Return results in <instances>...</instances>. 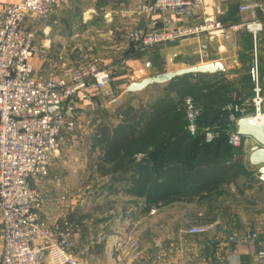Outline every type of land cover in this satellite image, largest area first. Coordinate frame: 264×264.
I'll list each match as a JSON object with an SVG mask.
<instances>
[{"label":"built area","instance_id":"1","mask_svg":"<svg viewBox=\"0 0 264 264\" xmlns=\"http://www.w3.org/2000/svg\"><path fill=\"white\" fill-rule=\"evenodd\" d=\"M77 0H23L7 5L0 16V224L3 227V264H81L83 251H76L73 229L65 223L60 229L42 219L46 199L38 182L50 172L52 152L58 141L67 134L78 143L77 123L69 116L76 109L75 99L86 100L89 89L109 94L113 83L111 69L88 61L68 71L67 77L43 76L35 71L33 60L43 51L38 46V33L29 27V18L41 21L58 10L68 8ZM140 11L151 17L152 31L136 28L126 36L137 39L144 48L172 39L200 35L209 39H231L245 29L254 39L262 30V23L253 14L252 19L224 25L208 16L205 22L178 30L156 29V17L171 14L184 18L199 13L206 16L204 0H152L139 4ZM244 5L242 10H250ZM261 88H254L250 104L253 119L264 121V98ZM51 107H58L50 111ZM226 109L231 125L218 130L204 129V140L213 142L226 134L229 143L242 148L243 157L252 174L264 181V163L252 165L251 152L262 145L251 136L237 132V120L246 116L245 109L231 103ZM236 112H239L238 116ZM198 110L187 98V129L197 132ZM139 158L142 155H138ZM152 209L150 212H153ZM199 226L190 227L189 234L204 232ZM241 240L254 249L255 264H264V238L258 230L249 228ZM204 264H228L218 252Z\"/></svg>","mask_w":264,"mask_h":264},{"label":"rangeland","instance_id":"2","mask_svg":"<svg viewBox=\"0 0 264 264\" xmlns=\"http://www.w3.org/2000/svg\"><path fill=\"white\" fill-rule=\"evenodd\" d=\"M98 1L83 5L78 0L64 12L67 16L96 20V23L88 25L89 31L83 35L84 38L81 41L77 39L75 49L79 53L90 51L89 46L85 48L90 39L103 41L100 39H106V35L116 31L127 35L136 29L131 26L137 17L135 11L139 15L143 14L139 5L134 9L127 5L106 4V0ZM80 4L89 8H84L82 12ZM105 21L108 23L105 24ZM84 26L85 23L81 28L84 29ZM76 56L80 62L74 68L87 60L83 54ZM97 93L100 92H94ZM147 96V93H142L131 102L137 105L142 98L146 103ZM113 97L116 99V96ZM82 132H79L76 144L70 141L68 135H65L63 145L58 141L52 152L50 172L38 182L45 199L58 197L64 201L58 204L59 209L68 211V207L72 206V211L78 213L75 216L77 220H71L74 225L79 224V227L73 225V239L75 250L83 251L81 264H164L165 261H172L173 264H204L221 252L223 243L226 246L230 244L231 237L241 238L245 228L252 227L264 234V181L253 176V180L249 181L252 188L244 192V197L224 196L216 203L202 207L176 203L146 214L142 210L141 199H130L124 194V179L102 178L93 172L90 157L86 153V134ZM51 178L55 179V183L49 182ZM244 181L240 179V183ZM194 226L206 230L189 234L188 229Z\"/></svg>","mask_w":264,"mask_h":264},{"label":"trees","instance_id":"3","mask_svg":"<svg viewBox=\"0 0 264 264\" xmlns=\"http://www.w3.org/2000/svg\"><path fill=\"white\" fill-rule=\"evenodd\" d=\"M114 34L127 38L121 31ZM243 34L244 46H253L252 34ZM219 74L191 73L156 84L159 92L151 101L144 103L141 98L137 105L124 102L107 119L96 122L86 137L93 172L102 178L124 179V192L141 199L146 214L175 203L200 206L215 203L222 196L244 197L252 188L249 181L253 174L242 148L232 146L225 133L206 142L204 129L224 130L231 125L228 117L234 110L225 108L229 103L244 108L245 114L253 112L248 104L253 96L247 86L233 87ZM187 98L198 110L194 135L187 129ZM241 178L244 183H240ZM70 218L64 217L60 228L65 223L74 225Z\"/></svg>","mask_w":264,"mask_h":264},{"label":"crops","instance_id":"4","mask_svg":"<svg viewBox=\"0 0 264 264\" xmlns=\"http://www.w3.org/2000/svg\"><path fill=\"white\" fill-rule=\"evenodd\" d=\"M21 1L23 0H0V16L7 5ZM79 1L83 5H88L90 1L96 2V0ZM148 1L152 0H110L105 3L119 4L121 7L127 5L130 8L136 9L139 4ZM83 5L80 6L83 8L82 12L84 8H89V6ZM244 5H250L253 8L242 10L241 7ZM204 7L206 9L205 17L199 13L184 18H177L171 14L159 15L156 17L155 27L158 30H178L203 24L207 16L212 20H219L224 25L236 24L251 20L253 14H255L257 19L262 23V30L256 39L253 38V46L249 48L244 46L245 35L243 33H251L243 29L237 31L228 40L219 38L209 39L206 34H200L157 43L146 48L137 39H124L114 33L111 34L112 30L110 29L111 35H106V39H100L103 41H99L96 38L94 40L90 39L85 44V48L89 46L90 51L85 50L81 51L83 53H79L75 49L77 39L81 41L84 38L83 35L89 31L88 25L96 23V20L91 17L82 18V16H79L78 18L73 15L67 16L64 12L66 9L71 8L68 7L45 17L41 21H34L32 17L29 18V25L38 32V46L43 51V53L37 54L33 60L35 71L38 75L48 77H67L68 71L80 62V59L76 58L77 54H83L86 57L85 59L87 60L83 61L84 63L95 59L99 61L100 65L108 66L113 70V83L109 88L110 93L108 96H104L101 93L94 94L95 90L91 88L88 91V98L86 100L75 99L76 109L74 112L69 113V116L77 123V130L79 132L83 131L82 133L86 134V137L93 130L94 124L99 122L100 119H107L119 104L134 101V97H140L142 93L149 95L145 101L149 102L159 92L157 85H150L140 92H129L126 88L130 83L140 81L149 75L185 68L191 65L220 61L224 64L226 70L219 75L228 78L233 87L240 88L247 86L248 92L253 96L254 88L259 86L262 89L261 95L264 98V0H204ZM136 13L137 17L131 22L132 29L141 28L151 31L150 16L145 14L139 15L135 11ZM84 23L86 26L83 29L81 25ZM107 23L105 21V24ZM90 36L94 37L93 34H90ZM105 44L109 45L105 46ZM137 51H141V55H138ZM150 94H153V96H150ZM113 96H116V99ZM253 113L254 111L247 114ZM65 135L67 134H64L59 141L61 145L64 144ZM86 153L88 155L87 149ZM49 182L55 183V179L51 178ZM231 188L233 189V186ZM124 194L130 199L134 198V196L127 193ZM223 197H220L219 200ZM46 200L41 217L46 219V222L51 226L60 228L64 215L71 217L70 220L78 216V213L72 211V206L68 207L69 212L67 210H63V212L59 209L58 204H63L62 202L64 201L58 197L47 198ZM211 204L213 203L202 204L200 206H210ZM185 205L200 207L195 204ZM165 207L169 206H164L157 210ZM261 236L264 238V234L261 233ZM239 237H231V243L227 246L223 243L221 253L225 255L228 264H255L253 247L243 242ZM3 243V227L0 224V264H3ZM173 263L172 261H165L164 264Z\"/></svg>","mask_w":264,"mask_h":264},{"label":"water","instance_id":"5","mask_svg":"<svg viewBox=\"0 0 264 264\" xmlns=\"http://www.w3.org/2000/svg\"><path fill=\"white\" fill-rule=\"evenodd\" d=\"M226 70L224 64L220 61H212L189 67L180 68L171 71H164L155 75H149L140 81H134L127 86L129 92H140L145 90L150 85L165 84L170 82L176 77L186 74L206 73L213 74ZM58 107H51L50 111H54ZM264 117V112H263ZM237 132L243 136H251L257 140L262 147L253 151L249 155V161L252 165H259L264 163V121L261 123L256 122L252 115L241 116L237 120Z\"/></svg>","mask_w":264,"mask_h":264}]
</instances>
